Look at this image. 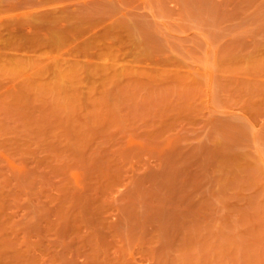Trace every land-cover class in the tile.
<instances>
[{
  "label": "rangeland",
  "instance_id": "obj_1",
  "mask_svg": "<svg viewBox=\"0 0 264 264\" xmlns=\"http://www.w3.org/2000/svg\"><path fill=\"white\" fill-rule=\"evenodd\" d=\"M0 264H264V0H0Z\"/></svg>",
  "mask_w": 264,
  "mask_h": 264
}]
</instances>
